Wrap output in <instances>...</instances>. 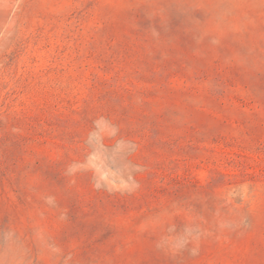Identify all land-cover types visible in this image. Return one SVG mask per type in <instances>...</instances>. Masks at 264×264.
I'll return each mask as SVG.
<instances>
[{"label": "rangeland", "instance_id": "obj_1", "mask_svg": "<svg viewBox=\"0 0 264 264\" xmlns=\"http://www.w3.org/2000/svg\"><path fill=\"white\" fill-rule=\"evenodd\" d=\"M0 264H264V0H0Z\"/></svg>", "mask_w": 264, "mask_h": 264}]
</instances>
